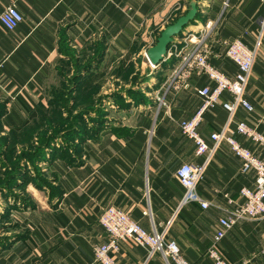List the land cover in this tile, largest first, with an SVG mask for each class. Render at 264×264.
Listing matches in <instances>:
<instances>
[{
	"label": "crops",
	"instance_id": "crops-1",
	"mask_svg": "<svg viewBox=\"0 0 264 264\" xmlns=\"http://www.w3.org/2000/svg\"><path fill=\"white\" fill-rule=\"evenodd\" d=\"M179 1L0 0V13L14 4L24 16L14 31L0 24V136L32 124L39 111L50 109L52 96L47 84L59 71L57 65L77 71L76 76L82 80L75 87L77 97L80 91L84 93L83 88L91 87L89 81L100 77L103 66L109 72L116 64L136 60L141 62L144 79L151 77L153 92L160 89L180 66L181 57L164 58L157 66H161L160 71L155 72L150 68L147 50L171 24L170 11ZM184 1L181 7L186 10V2L191 0ZM196 1L198 13L181 35L200 34L213 21L207 39L212 64L233 75L237 68L225 56L224 43L240 37L252 48L257 47L246 91L255 111L239 108L235 121L246 120L264 132V121L259 123L264 113V37L258 39L264 0ZM186 12L181 10L177 17ZM89 60L91 69L78 67ZM160 75L164 76L161 80ZM190 81L189 89L169 94L170 115L165 109L158 110L153 98L152 104L119 106L112 111L118 114L116 122L92 126L95 135L82 142L78 163L53 160L51 167H60L59 194L51 204L14 210L24 231L21 236L15 234L0 241V264H100L95 261L94 248L106 241L107 234L99 218L112 205L124 209L149 231L152 220L143 212L150 208L156 229L179 244L185 259L215 264L208 251L219 211L203 210L197 203L183 205L184 190L175 171L183 162H205L206 172L198 191L208 201L221 204L226 202L225 195L239 200L240 190L253 186L255 179L253 172L242 171L240 160L226 142H211L214 152L209 156L196 155L194 142L182 133L180 121L198 110L202 98L197 88L211 81L205 74H194ZM229 117L220 105L208 110L201 133L207 137L215 130L235 131ZM237 136L261 153L253 142ZM219 247L233 263L264 264V218L239 222ZM113 256L118 264H169L159 253L150 257L146 248L130 241L120 242Z\"/></svg>",
	"mask_w": 264,
	"mask_h": 264
},
{
	"label": "built area",
	"instance_id": "built-area-1",
	"mask_svg": "<svg viewBox=\"0 0 264 264\" xmlns=\"http://www.w3.org/2000/svg\"><path fill=\"white\" fill-rule=\"evenodd\" d=\"M225 5H228V1ZM23 20V14L14 4H10L0 13V24L8 31H14ZM214 25L213 21H209L205 31L200 34H189L185 38L188 40L189 50L180 56L181 64L174 69L168 81L154 92L155 103L158 110L165 109L170 115L169 94L189 89L190 80L194 74H205L210 79V84L197 88V94L202 98V103L192 117L180 121L182 133L194 142L197 156L212 154L214 147L211 146V142L215 145L226 142L233 154L240 160L242 171L244 173L253 172L254 185L244 186L240 190L239 200L225 195V203H213L198 191V185L206 172L205 162L202 164L183 162L176 169L175 175L184 190L183 205L197 203L203 210L215 208L219 211L218 227L213 235V243L209 248L208 256L215 264H244L229 261L219 244L227 232L239 222L264 218V132L246 120L235 121V114L239 108L245 109L248 113L255 111V106L247 98L246 91L258 49L257 47L252 48L240 37L226 41L224 43L225 56L237 68L233 75L229 74L210 62L211 49L207 44V39ZM260 25L259 40L264 37V14ZM170 46L165 58L179 57L181 52L174 50L177 44L173 41ZM151 67L156 68L157 65L151 63ZM219 105L229 113L228 123H235V131L231 132L227 128L215 130L206 137L200 131L204 115L208 110ZM263 121L264 113L259 123ZM237 135L253 142L262 150L261 153L253 151ZM143 213L151 217L152 230L150 231L134 220L124 209L113 205L106 207L100 215L99 222L107 234V239L104 243L95 246V261L100 264H118L113 253L119 251L120 242L130 241L146 248L150 257L159 253L169 264L170 262L196 264L184 258L175 240L167 239L164 233L156 229L150 208L145 209ZM144 264H149V262Z\"/></svg>",
	"mask_w": 264,
	"mask_h": 264
},
{
	"label": "rangeland",
	"instance_id": "rangeland-1",
	"mask_svg": "<svg viewBox=\"0 0 264 264\" xmlns=\"http://www.w3.org/2000/svg\"><path fill=\"white\" fill-rule=\"evenodd\" d=\"M178 3L179 5L170 11L169 23L178 18L181 10L186 12L190 9L189 2H186V10L181 7L185 3L184 0ZM175 9L177 14H174ZM187 36L189 35H181L174 40L177 44L174 50L181 52L179 57L189 50L188 40L185 39ZM90 63L92 61L89 60L78 67H87ZM165 65L162 64L163 67ZM57 67L59 71L47 84L52 96L50 109L39 111L32 124L0 136V241L15 234H23L24 229L14 210L51 204V199L60 192L57 182V169L60 167L54 166L53 169L52 162L39 163L33 157L44 150L40 148L42 144L49 143L45 151L47 159H58L61 163L73 165L81 159L82 142L95 135L92 126L98 128V123L104 125L107 121L116 122L118 114H112V111L117 110L119 106L127 108L132 103L152 104L153 99L155 101L154 88H150L151 77L144 79L140 60L125 65L116 64L110 67L109 72L104 71L103 66V69H100V77L89 81L91 87L83 88L84 93L80 91L78 97L72 92L77 83L82 82L76 76L77 71L66 65ZM150 68L158 72L161 66L158 69L151 66ZM165 72L167 75L170 73L167 70ZM152 76H155V73ZM163 77L160 75V80ZM146 80L148 82H145ZM140 88H143V91ZM106 90L109 91L105 92ZM87 110L90 111L86 114ZM55 153L64 155L66 159H60ZM18 168L20 171L16 174ZM35 190L40 193L36 195Z\"/></svg>",
	"mask_w": 264,
	"mask_h": 264
},
{
	"label": "water",
	"instance_id": "water-1",
	"mask_svg": "<svg viewBox=\"0 0 264 264\" xmlns=\"http://www.w3.org/2000/svg\"><path fill=\"white\" fill-rule=\"evenodd\" d=\"M198 13L196 0H191L190 9L177 18V20L167 25L160 33L156 43L147 50V56L153 65H159L165 58L170 45L175 38L181 36L183 29L195 19Z\"/></svg>",
	"mask_w": 264,
	"mask_h": 264
},
{
	"label": "trees",
	"instance_id": "trees-1",
	"mask_svg": "<svg viewBox=\"0 0 264 264\" xmlns=\"http://www.w3.org/2000/svg\"><path fill=\"white\" fill-rule=\"evenodd\" d=\"M97 52L98 53H100L101 52V48H98V50H97ZM88 67V66H87ZM88 68H92V65H90ZM76 85V84H75ZM77 86V85H76ZM75 86V87H76ZM74 88H73V93H75L74 92ZM51 106H52V103H51ZM43 111V110H42ZM89 111L90 110H87V111H85L86 112V114L87 113H89ZM83 112V111H82ZM83 114V113H82ZM90 128V127H89ZM49 145V143H44V144H42V146H40V148L41 149H44L41 153H39V154H35V155H33V157H34V159L37 161V162H39V163H43V162H52L50 159H47V155H46V153H45V151H46V149H48V146ZM55 156H57V157H59L60 159H66L65 158V156L64 155H62V154H57V153H55ZM69 163V162H68ZM6 171H7V169H6ZM19 171H20V168H18L15 172H16V174L17 173H19ZM13 175V174H12ZM21 175V174H20Z\"/></svg>",
	"mask_w": 264,
	"mask_h": 264
}]
</instances>
